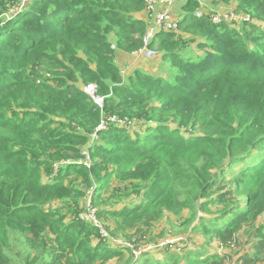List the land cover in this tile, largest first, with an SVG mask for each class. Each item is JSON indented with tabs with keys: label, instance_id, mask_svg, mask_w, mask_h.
Segmentation results:
<instances>
[{
	"label": "trees",
	"instance_id": "trees-1",
	"mask_svg": "<svg viewBox=\"0 0 264 264\" xmlns=\"http://www.w3.org/2000/svg\"><path fill=\"white\" fill-rule=\"evenodd\" d=\"M203 1L151 42L161 76L117 60L146 0H0V264H135L80 218L90 193L112 238L183 237L142 264H264V0H216L251 17L219 23Z\"/></svg>",
	"mask_w": 264,
	"mask_h": 264
},
{
	"label": "built area",
	"instance_id": "built-area-1",
	"mask_svg": "<svg viewBox=\"0 0 264 264\" xmlns=\"http://www.w3.org/2000/svg\"><path fill=\"white\" fill-rule=\"evenodd\" d=\"M176 0H146L148 14L150 17V24L147 29V32L143 38V47L137 52L143 55L146 59H153L157 57L158 51L151 48L150 44L156 37L158 31L160 30H174L178 28V20L174 19L172 14V6ZM201 14V12H199ZM211 19L215 23H219L222 21H235L237 19L250 20L251 17L249 14H237L234 11L224 12V13H213L211 15ZM86 91L94 97L96 102L103 106V98L96 95V88L93 84H90L86 87ZM108 121H112L115 123H125L123 119L117 117L116 115L110 116L107 120L103 121L100 125V128L104 127V124ZM93 137H96V134H93ZM89 155H87V159L85 162L89 164ZM88 204L86 205L85 211L80 214V218L86 221L92 222L95 226L99 228V232L102 238L111 239L115 241V238H112L110 233L108 232L105 224L100 220L97 215V210L91 205L92 193L88 196ZM125 245L129 246L135 255V257L139 258L144 252L153 251L157 248H164L167 244L172 242L161 240L158 244L147 243L142 246L136 247L133 242H123Z\"/></svg>",
	"mask_w": 264,
	"mask_h": 264
},
{
	"label": "rangeland",
	"instance_id": "rangeland-1",
	"mask_svg": "<svg viewBox=\"0 0 264 264\" xmlns=\"http://www.w3.org/2000/svg\"><path fill=\"white\" fill-rule=\"evenodd\" d=\"M182 4H183V0H176L174 2L173 6H172V14H173L174 19H178L183 15ZM200 11H202V10H200ZM187 50L190 51L191 52L190 54L193 55L194 57L197 56L196 55L197 51L195 50V48H193V46H191V45L187 46ZM158 54L159 55L157 57H155V59H153L152 61L146 60V59H144V57H141L139 59L136 58L135 60L138 62V66H142L141 68H143V69H144V67H147V70L152 72L154 75H157V74L161 75V76H167V75L168 76H174V75H176L178 73V69L172 65L170 60L162 57L163 51H160ZM45 180H46V178H45ZM88 202H89V200L87 197V204H88ZM168 222H169V220L168 221L164 220V221L160 222L159 227L157 229H155V233H153V236H156V234L158 235L161 232V227H164V229H166ZM240 236L243 238V234H241ZM197 237H199V238H196L195 241H190L192 247L205 246V248H208V247L210 248V245L208 244V242H206V239L204 238L203 235L197 234ZM182 238L183 237H181V238L174 237L170 233H168L167 235L164 236V238L162 240H166V241H170V242L174 243V242L179 241ZM121 241L124 242V239L122 237H115V241H114L115 243L121 244ZM125 242L128 243L130 241H125ZM167 246H168V244L165 247H167ZM211 246H213L211 248H214L216 250H222L223 249V247L217 243L212 244ZM159 249H163V248L160 247ZM170 249H174V245ZM154 250H156V249H154ZM154 253L159 255V257H162L164 255V253H161V252L157 253L154 251ZM146 256L147 255L142 254L138 258V260L135 262V264H142V261L144 260V258ZM165 258L166 257H164V259ZM149 260L154 261V257L150 256ZM113 261H110V262H113Z\"/></svg>",
	"mask_w": 264,
	"mask_h": 264
},
{
	"label": "crops",
	"instance_id": "crops-1",
	"mask_svg": "<svg viewBox=\"0 0 264 264\" xmlns=\"http://www.w3.org/2000/svg\"><path fill=\"white\" fill-rule=\"evenodd\" d=\"M185 1L186 0H183V4H184ZM183 4H182V6H183ZM203 4L209 10H211V11L213 10V12H217V13L235 11V7H236L233 3H230V4L218 3L216 0H204ZM183 14H184V12H183ZM181 33H182L181 36L183 38H185V39L190 38L189 35H187V34H185L183 32H181ZM197 44H198V42H194V43L192 42L190 45L193 46V48H195V50L197 51L196 54H201L202 51L198 48ZM141 57H144V56L139 54V53H137V52L131 53V54L124 53V52H118V54H117V60H118L119 64L122 66V68H123L125 73H129L132 70H134L135 68H141L142 66H138V62L135 60L136 58L139 59ZM144 59H146V58L144 57ZM153 59H155V58H153ZM153 59H146V60L152 61ZM144 69L147 70V67H144Z\"/></svg>",
	"mask_w": 264,
	"mask_h": 264
}]
</instances>
